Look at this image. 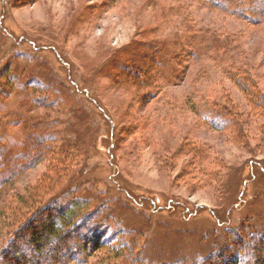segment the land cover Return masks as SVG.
<instances>
[{
	"label": "rangeland",
	"instance_id": "374dc122",
	"mask_svg": "<svg viewBox=\"0 0 264 264\" xmlns=\"http://www.w3.org/2000/svg\"><path fill=\"white\" fill-rule=\"evenodd\" d=\"M64 204L107 232L71 264H194L264 231V20L0 0V249Z\"/></svg>",
	"mask_w": 264,
	"mask_h": 264
},
{
	"label": "trees",
	"instance_id": "16d2710c",
	"mask_svg": "<svg viewBox=\"0 0 264 264\" xmlns=\"http://www.w3.org/2000/svg\"><path fill=\"white\" fill-rule=\"evenodd\" d=\"M207 1L230 9L249 21L261 23L264 20V0H230L231 4L222 0ZM66 206L64 204L58 211L55 208L44 209L34 219L26 221L20 231L27 236L29 247L25 248L20 243L23 235L18 231L9 244L0 249V264H30L26 257L28 254L46 256L43 260L33 261L34 264H71V260L86 250L85 247L97 245L106 238L105 227L101 228L102 225L95 221L88 220L86 227L75 225L69 213L61 210ZM236 237L232 246L225 247V253L209 256L203 263L194 264H264V231H250L245 236L236 234ZM47 244L55 246L46 249Z\"/></svg>",
	"mask_w": 264,
	"mask_h": 264
}]
</instances>
